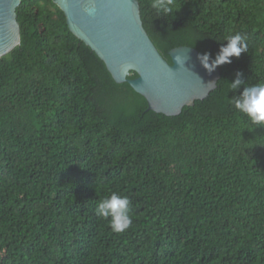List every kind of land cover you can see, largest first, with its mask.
I'll return each mask as SVG.
<instances>
[{"label": "trees", "instance_id": "trees-1", "mask_svg": "<svg viewBox=\"0 0 264 264\" xmlns=\"http://www.w3.org/2000/svg\"><path fill=\"white\" fill-rule=\"evenodd\" d=\"M138 1L170 64L183 46L214 60L238 31L248 52L167 116L53 0H22L21 44L0 58V264H264V127L229 103L237 72L264 82V0H176L167 16ZM112 192L132 202L122 233L95 214Z\"/></svg>", "mask_w": 264, "mask_h": 264}, {"label": "water", "instance_id": "water-1", "mask_svg": "<svg viewBox=\"0 0 264 264\" xmlns=\"http://www.w3.org/2000/svg\"><path fill=\"white\" fill-rule=\"evenodd\" d=\"M22 0H0V58L21 44L17 8ZM64 12L70 31L105 63L117 83L128 82L148 102L149 110L179 115L185 106L206 99L221 79L219 67L209 73L198 50L170 51L173 64L159 52L145 29L138 0H53ZM94 6L95 15L85 8ZM177 54L188 58L184 67ZM211 62V60H210ZM133 67L123 72L125 65ZM133 73L136 78H130ZM214 82L215 86L208 84Z\"/></svg>", "mask_w": 264, "mask_h": 264}, {"label": "clouds", "instance_id": "clouds-1", "mask_svg": "<svg viewBox=\"0 0 264 264\" xmlns=\"http://www.w3.org/2000/svg\"><path fill=\"white\" fill-rule=\"evenodd\" d=\"M151 8L158 14L167 16L176 12V0H151ZM88 15H95L94 6L85 8ZM248 37L242 32H236L227 38L226 44H221L220 51L214 60L211 59L210 53H203L199 56L202 66L209 73L223 64L232 62V57L239 58L242 53L248 52ZM177 62L180 67H184L187 56L177 54ZM211 60V62H210ZM133 66L125 65L123 72L127 73ZM243 73L237 72L236 78L230 82V90L239 92L243 86V91L229 99V103L237 112L247 117L253 128L264 127V82L248 84L243 79ZM208 84L215 86L214 82ZM251 128V129H253ZM131 200L127 195L118 192H112L109 196L101 199L95 208L97 217L109 222V226L114 233L125 232L132 225Z\"/></svg>", "mask_w": 264, "mask_h": 264}]
</instances>
